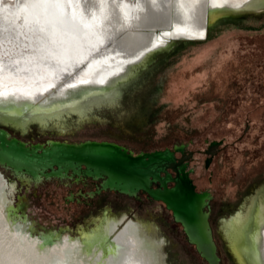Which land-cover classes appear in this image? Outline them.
<instances>
[{
    "label": "rangeland",
    "instance_id": "374dc122",
    "mask_svg": "<svg viewBox=\"0 0 264 264\" xmlns=\"http://www.w3.org/2000/svg\"><path fill=\"white\" fill-rule=\"evenodd\" d=\"M253 12L221 18L204 39H167L127 69L113 107H96L82 122L72 115L60 125L30 123L17 129L18 137L28 143L115 139L134 152L168 148L175 157L191 152L190 177L198 191L213 197L209 220L219 264H241L228 219L264 191V8ZM8 86L0 81V104L38 105L53 97L7 93ZM213 142L218 149L208 162ZM0 173L4 209L31 238L44 233L53 236L50 242L90 240L108 221H132L142 223L144 235L157 243L159 264H210L161 201L110 190L88 196L95 182L72 170L44 178L0 164ZM252 235L259 241L256 226Z\"/></svg>",
    "mask_w": 264,
    "mask_h": 264
},
{
    "label": "bare ground",
    "instance_id": "6f19581e",
    "mask_svg": "<svg viewBox=\"0 0 264 264\" xmlns=\"http://www.w3.org/2000/svg\"><path fill=\"white\" fill-rule=\"evenodd\" d=\"M259 8L264 0H0L5 91L35 99L51 92L49 100L56 101L0 104V112L25 127L60 125L72 115L82 122L96 107H113L127 69L167 39H204L221 18L256 14ZM100 81L105 87L96 85ZM1 177L0 264H159L157 243L147 239L138 222L108 221L84 241L50 242L53 236L44 233L31 238L4 209ZM228 221L239 262L264 264L263 189ZM255 226L259 241L252 235Z\"/></svg>",
    "mask_w": 264,
    "mask_h": 264
},
{
    "label": "water",
    "instance_id": "95a60500",
    "mask_svg": "<svg viewBox=\"0 0 264 264\" xmlns=\"http://www.w3.org/2000/svg\"><path fill=\"white\" fill-rule=\"evenodd\" d=\"M0 123L16 129L25 127L2 112ZM186 159V156L175 159L168 148L134 152L119 142L109 140L73 142L52 139L46 145L28 143L11 136L5 127L0 126V164L32 176H61L69 170L78 172V168L84 167L87 175L103 177L102 187L105 189L123 192L142 189L166 204L174 219L182 224L189 241L210 264H219L217 244L206 208L210 194L196 190L190 177L181 169ZM166 167L176 171L173 178L167 172L161 175ZM168 180L173 182L168 184ZM155 181L160 185H155Z\"/></svg>",
    "mask_w": 264,
    "mask_h": 264
},
{
    "label": "flooded vegetation",
    "instance_id": "af4514ba",
    "mask_svg": "<svg viewBox=\"0 0 264 264\" xmlns=\"http://www.w3.org/2000/svg\"><path fill=\"white\" fill-rule=\"evenodd\" d=\"M0 126L1 127H5L8 130V132L10 133L11 136L18 137L17 134H22L16 128H11V127H8V126H3L1 123H0ZM24 141H26V140H24ZM217 146H218V143L217 142H213L209 146V149L207 150V152H209V157L207 158L209 160L208 162H210L212 156L215 155V152L218 149ZM180 152H181V156L180 157H175L174 156V158L175 159H179V158L184 157V156L187 157V159L184 161V165H183V167L181 169L183 171H185L187 173V175L190 177L191 169L187 167V163H188V158L191 155V152H185L184 150H182ZM172 153H173V151H172ZM4 166H6V165H4ZM11 170H13V169H11ZM85 171H86V169L84 167H81V168H78V172H74V173L75 174H80V176H83V177H88V178L91 179V181H94L95 182V189L93 191L88 192L87 193L88 196H92L91 194H94V193H100V192H103L105 190H110L112 192H117V193H120V194H124V195L130 196V197H133V198H136V199H139V200L140 199L141 200H149V199H151V200H154V201H161V200H156V199L152 198L146 191H144L142 189H137V190H133V191H129V192H123V191H120V190H117V189H110V188L105 189V188L102 187L103 177L94 178V177H92L90 175H87ZM14 172H16V171H14ZM166 172L169 173L172 178L176 175V171L174 169L170 168V167H166L164 169V171L161 172V175L164 176ZM16 173H20V172H16ZM23 173H26V172H23ZM38 176L44 177V178L53 177V176H45V175H38ZM167 182H168V184H170L173 181L172 180H168ZM153 183L155 185H160V183L158 181H155ZM212 198L213 197L210 194V197L208 199V203L206 205V208L209 210V214H210V210H212L211 209V206L209 207ZM161 203H162V205H163V207L165 209L170 210L163 201H161ZM38 239H40V238H38Z\"/></svg>",
    "mask_w": 264,
    "mask_h": 264
},
{
    "label": "trees",
    "instance_id": "16d2710c",
    "mask_svg": "<svg viewBox=\"0 0 264 264\" xmlns=\"http://www.w3.org/2000/svg\"><path fill=\"white\" fill-rule=\"evenodd\" d=\"M50 140H52V139H47L46 141H44L43 143L46 145V144H48V142L50 141ZM101 140H109V141H116V142H119V141H117V140H115V139H101ZM37 142H39V141H37ZM120 143V142H119ZM122 144V143H121ZM124 145V144H123ZM190 179H191V181L193 182V179L190 177ZM193 184H194V186H195V189L197 190V187H196V185H195V183L193 182ZM146 193V192H145Z\"/></svg>",
    "mask_w": 264,
    "mask_h": 264
},
{
    "label": "snow or ice",
    "instance_id": "6c2138e0",
    "mask_svg": "<svg viewBox=\"0 0 264 264\" xmlns=\"http://www.w3.org/2000/svg\"><path fill=\"white\" fill-rule=\"evenodd\" d=\"M131 71H132L133 73H135V71H136V67H134L133 69H131Z\"/></svg>",
    "mask_w": 264,
    "mask_h": 264
}]
</instances>
